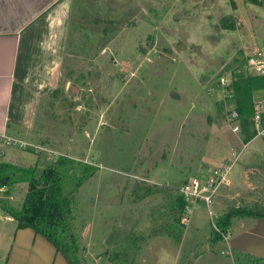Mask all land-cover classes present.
I'll return each instance as SVG.
<instances>
[{"label":"rangeland","instance_id":"374dc122","mask_svg":"<svg viewBox=\"0 0 264 264\" xmlns=\"http://www.w3.org/2000/svg\"><path fill=\"white\" fill-rule=\"evenodd\" d=\"M233 2L95 0L108 20L106 29L95 27V54L68 39L58 94L37 113L53 142L22 149L0 141L17 168L32 161L35 176L51 166L61 173L63 194L75 199L81 264H182L185 256L194 264L226 202L264 201V189L249 181L254 171L264 176V139L242 141L228 86L218 80L230 82L238 68L246 71L248 54L264 49V6ZM252 97L263 100L264 88ZM233 154L231 183L213 199L215 216L198 204L188 224H178V187ZM26 188L3 189L0 202L20 207ZM121 249L128 257L114 262ZM209 249L219 254L224 242Z\"/></svg>","mask_w":264,"mask_h":264},{"label":"crops","instance_id":"0c3cea01","mask_svg":"<svg viewBox=\"0 0 264 264\" xmlns=\"http://www.w3.org/2000/svg\"><path fill=\"white\" fill-rule=\"evenodd\" d=\"M97 9L95 0H0L1 136L27 143L53 142L47 136L49 129L38 126L37 113L42 105L46 111L51 97L58 94L64 60L71 56L66 52L68 39L74 40L79 49L89 44L87 52L95 54L91 47L95 27L104 29L108 25ZM68 85L71 87L72 81L66 82V92ZM3 158L2 153L0 163L13 164L8 156L1 161ZM28 163L19 168H36L32 161ZM238 222V228H231L227 241H223L225 251L207 253L214 243L210 242L200 248L201 255H194V264H234L231 251L264 261V218ZM186 257L182 264H187ZM0 264L69 263L32 229H17L14 221L0 218Z\"/></svg>","mask_w":264,"mask_h":264},{"label":"trees","instance_id":"16d2710c","mask_svg":"<svg viewBox=\"0 0 264 264\" xmlns=\"http://www.w3.org/2000/svg\"><path fill=\"white\" fill-rule=\"evenodd\" d=\"M233 1L229 0L232 6H234ZM243 1L246 4L264 6V0ZM221 76L218 78L220 79ZM263 88L264 76L252 74L242 67L232 73L231 81L226 88V91L229 90L227 91V98L234 104V110L238 114V123L244 143H248L254 138L252 116L256 101L253 100L252 94L254 91ZM18 182H26L27 184L23 203L20 207H14L9 201L0 202L3 215L11 216L17 229L29 228L41 235L55 247L69 264H81L78 256V237L73 229L74 214L72 208L75 199L72 192L63 194L61 173L51 166L35 176L34 168H17L7 163H0V188L8 193ZM185 182L187 180L183 183ZM174 202L178 205L180 217L177 218V221L180 224L185 203L179 194ZM226 203V207L218 211L215 226L219 231L213 228L210 237L211 242L222 241L221 234H229L233 221L264 218V201L253 199L240 201L234 205ZM128 251L121 249L112 260L115 262V260L128 257ZM231 258L234 264H264L260 258L237 251H231Z\"/></svg>","mask_w":264,"mask_h":264},{"label":"built area","instance_id":"2783aa9c","mask_svg":"<svg viewBox=\"0 0 264 264\" xmlns=\"http://www.w3.org/2000/svg\"><path fill=\"white\" fill-rule=\"evenodd\" d=\"M246 69L255 75L264 76V49L254 50L249 54V57L246 61ZM229 81L226 77H221L219 79V84L223 87L229 85ZM226 89V88H225ZM231 119L238 120V114L236 111L231 113ZM252 127L254 131V138L264 139V100L256 101L254 106V113L252 116ZM238 130V126H235ZM15 141L12 145H18L19 148L26 149L30 148V144L25 141L8 138L6 136L0 135V141L4 142V145H10V141ZM2 154V149L0 146V156ZM232 160H225L223 164L219 165L216 168L208 170L207 177H197L188 180L185 183H182L176 190L179 195L182 196L185 203L181 218L180 224L186 226L189 222L192 212L196 209L198 204H203L207 210V213L210 218L214 217L215 214L212 212L214 205V197L217 195L221 187H228L231 183L229 174L232 171V168L238 159L237 156L232 155ZM3 191L0 188V192ZM0 218H4L8 221H13V218L9 215H3L2 209L0 206ZM213 228L216 231H219L215 224L213 223ZM222 241L226 242L229 234H221Z\"/></svg>","mask_w":264,"mask_h":264},{"label":"water","instance_id":"95a60500","mask_svg":"<svg viewBox=\"0 0 264 264\" xmlns=\"http://www.w3.org/2000/svg\"><path fill=\"white\" fill-rule=\"evenodd\" d=\"M250 184L254 186L256 189L263 190L264 189V176L258 172L251 173L249 177ZM187 264H191V257L188 258Z\"/></svg>","mask_w":264,"mask_h":264}]
</instances>
